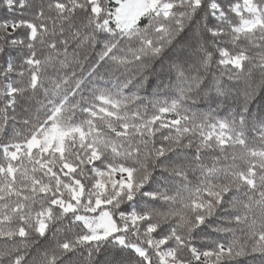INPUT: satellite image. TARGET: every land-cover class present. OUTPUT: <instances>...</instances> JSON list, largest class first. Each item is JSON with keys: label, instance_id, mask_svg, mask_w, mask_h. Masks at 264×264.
<instances>
[{"label": "snow or ice", "instance_id": "obj_1", "mask_svg": "<svg viewBox=\"0 0 264 264\" xmlns=\"http://www.w3.org/2000/svg\"><path fill=\"white\" fill-rule=\"evenodd\" d=\"M0 264H264V0H0Z\"/></svg>", "mask_w": 264, "mask_h": 264}]
</instances>
